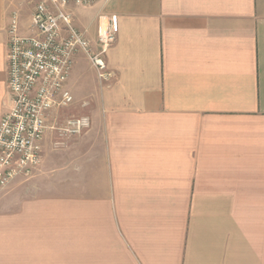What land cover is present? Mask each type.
I'll use <instances>...</instances> for the list:
<instances>
[{
  "label": "crops",
  "instance_id": "obj_1",
  "mask_svg": "<svg viewBox=\"0 0 264 264\" xmlns=\"http://www.w3.org/2000/svg\"><path fill=\"white\" fill-rule=\"evenodd\" d=\"M0 0V121L8 30L40 0ZM73 25L108 81L73 57L42 160L0 192V264H264V0H91ZM88 117L58 146L56 128Z\"/></svg>",
  "mask_w": 264,
  "mask_h": 264
},
{
  "label": "built area",
  "instance_id": "obj_2",
  "mask_svg": "<svg viewBox=\"0 0 264 264\" xmlns=\"http://www.w3.org/2000/svg\"><path fill=\"white\" fill-rule=\"evenodd\" d=\"M91 0H40L32 16L31 33L20 34L19 17L11 18L8 35V95L11 105L0 121V192L19 177H30L42 160V144L49 129L47 119L54 107H68L73 97L64 88L73 57L84 52L102 81L112 75L102 55L115 43L118 18L99 19V55L73 25L71 3ZM91 126L88 117L72 118L58 126V146L80 137Z\"/></svg>",
  "mask_w": 264,
  "mask_h": 264
},
{
  "label": "rangeland",
  "instance_id": "obj_3",
  "mask_svg": "<svg viewBox=\"0 0 264 264\" xmlns=\"http://www.w3.org/2000/svg\"><path fill=\"white\" fill-rule=\"evenodd\" d=\"M36 3H37V0H35L32 4H31V6H35L36 5Z\"/></svg>",
  "mask_w": 264,
  "mask_h": 264
}]
</instances>
